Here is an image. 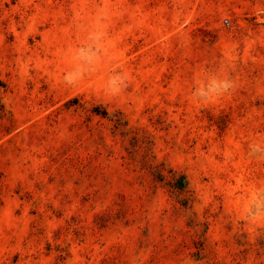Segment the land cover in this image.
Listing matches in <instances>:
<instances>
[{
	"label": "rangeland",
	"instance_id": "1",
	"mask_svg": "<svg viewBox=\"0 0 264 264\" xmlns=\"http://www.w3.org/2000/svg\"><path fill=\"white\" fill-rule=\"evenodd\" d=\"M217 71L237 88L198 105ZM0 98V264H264V0H0Z\"/></svg>",
	"mask_w": 264,
	"mask_h": 264
},
{
	"label": "clouds",
	"instance_id": "2",
	"mask_svg": "<svg viewBox=\"0 0 264 264\" xmlns=\"http://www.w3.org/2000/svg\"><path fill=\"white\" fill-rule=\"evenodd\" d=\"M107 3L97 9L94 23L89 27L86 43L69 50V55L75 62L72 71L62 77V82L67 85H76L81 81L86 72L94 70L104 52L106 37L101 27L108 21ZM130 84V76L126 71H121L108 80L107 94L110 97L121 96ZM237 88V82L228 74L217 71L208 74L192 91V97L198 105L210 106L217 100L230 95ZM0 102L6 103L3 98ZM248 154L257 160H264V142L254 141L248 145ZM247 222L251 225L264 224V195L253 199L246 212Z\"/></svg>",
	"mask_w": 264,
	"mask_h": 264
},
{
	"label": "trees",
	"instance_id": "3",
	"mask_svg": "<svg viewBox=\"0 0 264 264\" xmlns=\"http://www.w3.org/2000/svg\"><path fill=\"white\" fill-rule=\"evenodd\" d=\"M182 183V182H181Z\"/></svg>",
	"mask_w": 264,
	"mask_h": 264
}]
</instances>
